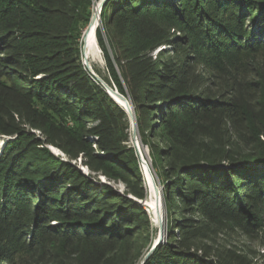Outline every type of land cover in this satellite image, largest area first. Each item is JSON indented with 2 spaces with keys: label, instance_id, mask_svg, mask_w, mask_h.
<instances>
[{
  "label": "trees",
  "instance_id": "trees-1",
  "mask_svg": "<svg viewBox=\"0 0 264 264\" xmlns=\"http://www.w3.org/2000/svg\"><path fill=\"white\" fill-rule=\"evenodd\" d=\"M92 5L0 0V264H139L156 237L128 115L83 64ZM100 23L163 185L145 264H264L229 240L264 247V0H106Z\"/></svg>",
  "mask_w": 264,
  "mask_h": 264
},
{
  "label": "water",
  "instance_id": "water-1",
  "mask_svg": "<svg viewBox=\"0 0 264 264\" xmlns=\"http://www.w3.org/2000/svg\"><path fill=\"white\" fill-rule=\"evenodd\" d=\"M106 0H101L100 3L97 5L96 10L92 13V16L90 18V21L83 33L82 36V57H83V64L85 65L86 69L94 76V79L99 82L107 91V93L125 110V112L128 115L130 124H131V139L130 142L136 149L138 158L140 160V164L142 166L143 173L145 172V166L147 167L149 173L152 176L153 180V194L155 197L156 205H155V211H156V228L158 229V235L156 239H154L153 244L151 248L149 249L148 253L144 256V258L141 260L139 264H145V262L150 258L156 247L162 243L166 237V231H167V225H166V216L161 213L160 205L163 203L165 211L166 207L164 204V197H163V188L160 187L154 177L153 171L150 167V164L147 161L146 153L143 149V144L140 140V134L138 129V122L136 118V114L134 111V106L130 100V98L121 92L118 91L117 88H114L110 86L92 67L88 55H87V45H88V35L93 26H95V30L97 29L99 25L100 20V12L102 11V8L105 4ZM97 41V39H96ZM56 148V147H55ZM53 149V148H52ZM55 153V150H53ZM57 151H60L57 148ZM60 154H63L60 151ZM81 161V159H80ZM84 171V170H83ZM88 173V172H87ZM103 180V178H102ZM104 181V180H103ZM142 204H146V200L140 201ZM147 205V204H146ZM149 215V209H147ZM154 225V224H153Z\"/></svg>",
  "mask_w": 264,
  "mask_h": 264
},
{
  "label": "rangeland",
  "instance_id": "rangeland-1",
  "mask_svg": "<svg viewBox=\"0 0 264 264\" xmlns=\"http://www.w3.org/2000/svg\"><path fill=\"white\" fill-rule=\"evenodd\" d=\"M101 0H93V5H92V13L96 10L97 8V5L100 3ZM101 12H100V20H99V25L101 24ZM246 23L248 25H250V23H248V20L246 21ZM98 25V26H99ZM86 29V28H85ZM85 31V30H84ZM84 33V32H83ZM96 48L94 47L93 50L91 51V53L88 55L89 57V61L93 67V69L102 77V78H108L110 80V76H109V73L106 69V66H105V61H104V57H103V54L101 52V49L96 41ZM98 49V50H97ZM257 60L258 61H264V55H258L257 57ZM111 83L113 85H115L112 81ZM3 139V138H1ZM1 145V144H0ZM49 149L51 150L52 153H54L53 150H55V155L56 156H60V155H63V154H60V151H57L56 149H54L52 146H48ZM53 148V149H52ZM143 149L146 153V158H147V161L148 163L150 164L151 166V169L153 171V174H154V177H155V180L157 182V184L163 188V185L161 184L160 182V179L156 173V169L153 167L152 165V158L150 157V154H149V150H148V147L147 146H143ZM72 164H75L77 165L79 168H81L82 170H84V172H89L88 168L83 166L81 161L78 160V162L76 163L75 161L71 162ZM144 175V185L145 187L147 188V191L149 192L148 190V187H147V180H146V175H145V172L143 173ZM103 178V180H102ZM101 180L103 182H106L108 184H111L112 186L115 187V189H117L120 193H123L125 191V186L124 184L120 183V182H115V181H110L108 179H106L104 176H101ZM147 200V199H145ZM141 201V200H140ZM147 204V202H146ZM146 204H143L146 209H149V207L146 205ZM149 212H150V209H149ZM150 217H151V220H152V224H154V228H156L155 226V222L153 220V217L151 216L150 214ZM158 235V229L156 228V237ZM155 237V239H156ZM229 240L232 241L234 244H236L237 246H240L242 248H251L254 252H264V247L261 246L258 242H255V241H251L249 240L247 237H245L243 234H239V233H234L231 237H229Z\"/></svg>",
  "mask_w": 264,
  "mask_h": 264
},
{
  "label": "bare ground",
  "instance_id": "bare-ground-1",
  "mask_svg": "<svg viewBox=\"0 0 264 264\" xmlns=\"http://www.w3.org/2000/svg\"><path fill=\"white\" fill-rule=\"evenodd\" d=\"M96 30H95V26H93L89 32L88 35V45H87V55H89L91 53V51L93 50V48L97 47L96 46ZM98 50V49H97ZM89 58V57H88ZM0 144H2V139H0ZM54 149L57 150V148L53 147ZM151 167V166H150ZM145 175H146V180H147V187H148V196H147V206L150 209V214L153 217L154 222L156 223V211H155V205H156V201H155V197L153 194V180H152V176L149 173L147 167L145 166ZM160 209H161V213L164 215V217L166 216V211L164 208L163 203H161L160 205Z\"/></svg>",
  "mask_w": 264,
  "mask_h": 264
}]
</instances>
